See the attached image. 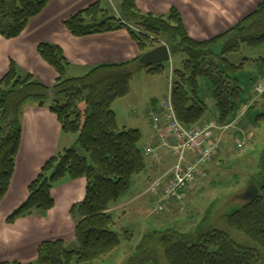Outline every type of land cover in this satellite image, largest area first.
Returning a JSON list of instances; mask_svg holds the SVG:
<instances>
[{"label":"trees","instance_id":"trees-1","mask_svg":"<svg viewBox=\"0 0 264 264\" xmlns=\"http://www.w3.org/2000/svg\"><path fill=\"white\" fill-rule=\"evenodd\" d=\"M48 2L0 0V37L5 40L21 37ZM63 25L74 38L125 29L140 55L121 64L96 66L82 76L70 78L67 77L70 63L62 49L41 43L36 48L37 54L57 76L52 87L33 82L30 74L19 75L12 61L0 80V203L9 190L15 170L22 135L21 108L27 101L46 107L55 115L61 132L76 135L74 145L86 154L79 155L70 146L48 159L28 186L25 201L7 217L6 223L13 224L19 218L43 216L54 207L52 190L57 183L65 178L85 181L84 198L70 212L76 219L73 234L77 249L67 250L61 239L44 241L37 248L35 261L25 264H93L111 255L122 240L132 241V232L123 230L118 234L114 231L115 219L110 210L124 198L134 178L146 170L145 147L141 146L139 130L119 127L112 107L129 94L134 74L144 72L156 76L164 72V64L145 67L139 63L148 51L163 44L171 56H181V67L172 69L167 95L170 93L176 118L184 127L207 122L204 117L208 108L198 94L199 80L205 79L211 84L217 110L216 118L208 120L215 121L220 129L231 125L243 112L250 121L253 119L254 124H262L264 128V107L258 109L256 103L250 105L249 102L257 94L263 95L264 100V88L258 85L254 95L244 97L237 77L245 63L234 65L227 60L229 54L241 52V45L251 49L264 47V0L237 25L205 41L190 38L176 9L172 8L168 16L142 14L135 0H120L113 15L97 2L64 20ZM217 47L221 48L220 54H216ZM45 100H50L49 106ZM81 104H84L83 109L79 107ZM255 110L259 111L253 118L251 114ZM248 136L239 135L240 141H247ZM262 152L259 169L246 185H253L258 193L240 209L224 215L227 230L210 225L189 232L178 228L155 229L140 237L131 256L122 264H264V150Z\"/></svg>","mask_w":264,"mask_h":264},{"label":"crops","instance_id":"crops-1","mask_svg":"<svg viewBox=\"0 0 264 264\" xmlns=\"http://www.w3.org/2000/svg\"><path fill=\"white\" fill-rule=\"evenodd\" d=\"M262 1L135 0V4L142 14L154 16H168L172 8L176 9L182 17L190 38L205 41L215 38L237 25L241 20L251 15ZM97 2L101 6L104 4L116 10L120 4V0H49L41 14L30 21L21 37L14 40H5L0 37V80L8 72L12 61L20 69L21 74L37 76V74L44 73L52 82L55 72L39 57L36 51L37 46L41 43L57 45L62 49L70 63V68L67 71L72 75L70 78L82 76L96 66L121 64L138 57L140 52L137 45L130 39L129 33L125 29L75 38L65 29L64 20ZM162 97L160 98L162 99ZM159 101L156 98L151 107L157 109ZM23 124L21 143L11 184L5 198L0 203V263L19 262L25 264L33 262L37 256V248L42 242L56 239H61L64 242L68 239L72 240L75 225L56 230L53 225L55 223L53 216L59 209L58 211L62 215L56 221L62 223L69 221L71 207L74 204H79L84 198L85 181L83 179L72 181L65 178L52 190L54 207L45 216H29L19 218L13 224L6 223L7 217L27 198L28 186L37 177L42 165L48 159L69 149V145L74 141L73 137H68L69 135H64L61 132L55 115L47 108L38 107L37 104L33 103L25 109ZM134 129L139 130L142 134V148L154 141L155 134L151 128L148 114L145 122H139V126ZM62 137L65 140L61 145ZM224 147L225 144H223L220 153ZM159 157V160L154 162L152 159L145 158L146 170L132 181V192L111 208L110 213L114 219L116 216L118 218L119 215H126L134 210L142 211L146 218H150L151 213L156 212L157 198L148 192V188L153 179L164 177L175 162V157L168 149L163 150ZM151 163L152 166L149 167L148 164ZM209 168L206 169V172L210 170ZM203 183L204 179H201L198 183L199 187ZM191 195L190 192L186 195L184 203L188 204V200L192 199ZM177 210V204L172 203L166 208L165 213L159 215L163 218L170 215L177 216L175 214L178 212ZM162 223L164 222L157 223L158 225L154 224V228L151 230L150 228L144 229L143 234L155 229L160 230L159 226Z\"/></svg>","mask_w":264,"mask_h":264},{"label":"rangeland","instance_id":"rangeland-1","mask_svg":"<svg viewBox=\"0 0 264 264\" xmlns=\"http://www.w3.org/2000/svg\"><path fill=\"white\" fill-rule=\"evenodd\" d=\"M102 6L109 15H113L114 9L104 4H102ZM87 21L89 22V20ZM241 47L240 53L229 54L227 60L234 65H240L242 62L245 63L243 70H241L237 78L244 90V97H251L254 95L253 93L258 85H262L264 88V47L252 49L245 45H241ZM220 52L221 48L217 47L216 54H220ZM181 61L180 55H173L169 62L164 63L165 70L162 74L152 76L144 72H139L133 75L134 77L130 82L131 88L129 94L125 96V98L118 99L112 107L117 114V123L121 129H134L139 126V122H145L146 115L154 109L151 107V104L155 102L156 98L161 100L160 97L163 96L162 98H164L168 93L170 67H172V69H179L181 67ZM19 70L20 69L17 67V73L20 75L21 73ZM71 76L70 72H67V77ZM56 78L57 76L55 73L52 82L44 73L32 76L33 82L46 87H52ZM198 85V94L205 101L206 107L208 108L204 120L208 121V119H215L217 110L216 107H214V100L211 96V84L205 79H200ZM262 97L263 95H255L254 98L249 101L250 105L256 103L258 109L264 107V100ZM31 102L33 101H27L21 108V128L24 127V111L29 105H32ZM44 103L49 106L50 100H45ZM79 107L83 109L84 104L79 105ZM258 111L255 110L252 112L251 116L255 118V114H257ZM244 114L245 113L240 112L231 125L220 128L221 130L218 132V136L221 139L222 145L218 150V154L221 155L219 156L217 154L210 162L208 166L210 170L207 171L204 183L200 187L198 184L195 192L190 193L192 194V199L188 200V204L184 203L182 210L178 208V212L175 213L177 216L170 215L163 218L159 215L160 213L153 212L150 218H146L144 213L138 210L130 211L126 215H119L118 218L116 216L115 226L113 228L114 231L118 234H122L123 230L132 232V241L122 240V243L112 255H109L103 260H97L93 264H122L131 256V251L139 243L143 230L147 228L151 230L154 228V224L162 221L164 223L159 226L160 231H166L167 228H178L179 230L189 232V230L197 228L205 229L208 225H210L211 228L222 231L227 230L223 217L226 214L235 212L245 204V201L241 198L242 193L246 192L248 189L246 185L250 176L254 175L259 169L260 157L264 150V128L262 124H254L252 122L253 119L250 121ZM240 132L242 135H249L247 141H240ZM68 137L74 138V141L69 147H74L79 155L85 156L84 150L79 148L77 144L74 145L77 136L69 135ZM62 138L61 145L65 140L64 137ZM239 143L243 145L241 148L238 147ZM223 144H225V147L220 153ZM58 184L59 183H57V185ZM57 185L54 187L56 188ZM131 189L130 187L124 198L132 192ZM226 205L231 206L227 207ZM58 210L59 209H57V213L53 216L55 221V223H53L54 229L61 230L70 227L72 224L75 225L76 219L70 212L69 221L63 223L56 221V219L60 218L62 215ZM78 213L79 211L77 210L76 214ZM206 223L207 226H204ZM65 243L69 251L76 250L78 247L74 238L72 240L68 239ZM249 244L253 245L252 243Z\"/></svg>","mask_w":264,"mask_h":264},{"label":"built area","instance_id":"built-area-1","mask_svg":"<svg viewBox=\"0 0 264 264\" xmlns=\"http://www.w3.org/2000/svg\"><path fill=\"white\" fill-rule=\"evenodd\" d=\"M169 74L171 82L172 67ZM257 90L260 92L261 88ZM149 118L155 139L144 148L145 157L157 161L160 153L168 149L175 162L164 177L152 180L148 192L157 198L156 212H165L171 203H177L182 210L186 195L194 192L199 181L205 179L207 166L217 155L221 146L218 136L221 129L213 120L197 127H184L176 118L170 93L161 101L157 111L149 113ZM242 146L238 144L239 148ZM148 166L151 167L152 163Z\"/></svg>","mask_w":264,"mask_h":264},{"label":"water","instance_id":"water-1","mask_svg":"<svg viewBox=\"0 0 264 264\" xmlns=\"http://www.w3.org/2000/svg\"><path fill=\"white\" fill-rule=\"evenodd\" d=\"M170 54L171 52L165 45H160L144 54L140 58L139 63L145 67L159 66V64H164L170 61ZM247 188V191L241 196L242 200L246 202L253 199L258 193L257 188L253 185H250Z\"/></svg>","mask_w":264,"mask_h":264}]
</instances>
